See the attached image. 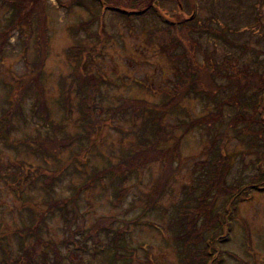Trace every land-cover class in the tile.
Listing matches in <instances>:
<instances>
[{"label":"rangeland","instance_id":"1","mask_svg":"<svg viewBox=\"0 0 264 264\" xmlns=\"http://www.w3.org/2000/svg\"><path fill=\"white\" fill-rule=\"evenodd\" d=\"M86 2L90 4L91 0ZM100 3L97 15L98 8L89 5L86 10L74 6L73 0H35V4L28 6L33 22L29 20L30 25L13 31L0 59V127L11 123L8 141L0 137V264L22 260L35 241L26 233L37 223L42 224L43 240L61 249V258L53 260V264H111L108 254L101 249L120 230L124 232L118 244L123 248V258L117 264H183L184 253L176 228L177 222L185 218L178 215L176 207L187 200L185 190L197 186L201 168L197 165L214 156L213 138L225 133V125L217 124L215 129L199 125L184 135L187 124L205 118L210 110L204 101L179 86V74L186 73L187 65L173 57L193 50L191 38L180 30L174 32L181 42L178 50L169 55L168 42L155 32V24L161 25L153 14L148 13L144 21L133 16L129 24L116 14L128 10L127 5L120 4L123 1L121 6L105 0ZM242 4L239 0H199L197 10L188 3L184 6L185 17L197 14L200 21L214 14L229 17L234 28H238L237 35L225 39L203 36V47L215 51L218 62L226 55L240 58L244 52L241 65L255 61L253 66L264 67V0H243ZM159 5L164 20L175 22L178 6L168 0ZM241 6L243 10L238 9ZM10 11L0 5V30L6 28ZM87 24L88 33L82 27ZM39 37L49 50L44 92L51 122L65 127L57 133L59 138H76L83 132L78 104L84 94L78 91L75 71L100 78L96 89H90L87 82L82 84V91L91 93L93 118L99 122L87 137L91 144L86 139L83 150L76 142L67 148L57 145L58 149L49 156L39 153L38 135L47 136L52 127L46 126L34 112L32 95L23 101L24 116L11 118L9 113L5 114L11 108L17 80L27 81L32 72ZM228 42L235 46L231 48ZM73 48L79 51H72ZM195 54L202 69L206 64L197 47ZM205 78L213 81L209 75ZM68 97L71 105L66 115L62 102ZM129 100L139 109L136 117L131 111H117ZM147 115L162 116L167 126L169 134L159 146L168 152L165 159L147 164L138 172L103 177L91 183L78 202L70 200L49 212V193H54L55 199H70L90 176L95 177L97 170L117 164L130 149L143 148L139 143ZM146 134L150 136L149 131ZM219 147L220 154L231 156V182L246 181L258 173V167L252 164L258 154L234 134L220 141ZM164 183V192L157 199L153 192ZM151 197L156 201L149 208ZM237 204L229 216L226 231L228 227L230 230L225 236L228 240H213L218 235L213 234V228L205 235L203 246L214 241L212 249L216 251H210L209 264H264V192L253 191L249 199ZM186 205L192 210L196 203ZM217 205L222 208L223 200ZM99 220L107 228V232L100 234L101 244L97 246L91 239L84 242V235ZM203 223L198 222L197 230L202 229ZM69 231L77 235L76 243L87 244L86 252L79 250L78 245L76 251L74 241L67 243L69 247L65 245Z\"/></svg>","mask_w":264,"mask_h":264},{"label":"trees","instance_id":"2","mask_svg":"<svg viewBox=\"0 0 264 264\" xmlns=\"http://www.w3.org/2000/svg\"><path fill=\"white\" fill-rule=\"evenodd\" d=\"M86 1L89 0H73V5L83 7L86 10L90 8L89 5H92L93 7L98 8L96 11L97 15H99L101 0H91L90 4ZM105 1L111 2L114 5L124 4L123 7L127 5L125 8L128 10L131 9L133 12L124 9V12L116 11V14L118 16H123L129 24H131L133 16L140 17L144 21L148 13L153 14L161 25L159 26L158 24H155V26L158 27L155 32L160 34V37L164 42H168L169 55L174 53L175 50H178L179 43L181 42L180 39L175 38L174 32L176 33L180 30L192 40V51L184 50L183 53L175 54L173 57L175 60L185 61V64L187 65V69L185 70L186 73L179 74V86L181 89H187L192 97L204 101L210 110L205 118L187 124L184 135L188 134L192 129L199 125L211 126V129H215L217 124L222 123L225 125V133L221 136L215 135L213 138L212 153L214 156L210 160L200 162L197 165V167H201L197 186L194 188H187L185 190V198L187 200L184 201L183 205L176 207L178 215L185 218L177 222L176 231L179 232V245H181V251L184 253L182 263L209 264L212 256L210 251H213L212 253H216V251L212 249V243H214V241H212V243L207 242V246L206 244L203 246L206 242V233L212 230L210 228H213L215 229L213 234H218L213 240L220 237L223 239L227 236V232L230 230L228 227V231H226V228L230 225L229 216L232 213V210L234 211L237 208V202L241 203L246 199H249V195L252 194L253 191L264 192V169H262L264 164V67L253 66L255 61L246 64L243 62L241 65L240 60L245 55L244 52L241 54L240 58L233 55H226L221 62H218L215 57L216 52H211L203 47L201 44V38L203 36L225 39L228 36H236L238 28H234L229 17L216 15L214 12H211L214 16L211 15L203 21H200L197 14H193L192 18L185 17L184 6H187L188 3V5H192L194 10H197V1L199 0H168L174 2L175 6H178L179 11L178 15H176L177 19L175 22L168 20L165 21L162 17L159 4L164 0ZM121 1L124 3H120ZM225 1L228 2L229 0ZM33 3L35 4V0H0V5H4L11 9L6 28L0 30V59L5 55L7 50L6 46L10 42L13 31L27 24L30 25L29 20H32L30 16L32 14L28 6ZM242 3L243 0H239V4L243 6ZM242 6L238 7V9L243 10ZM102 7L106 9L104 2ZM218 10V13L220 14V9L218 8ZM89 26L90 25L88 24L82 26L87 33ZM103 27L104 24L101 23V28ZM228 44L231 48L235 46L234 42H228ZM196 47L199 48L200 53L203 54L206 64L202 69H200L199 66L201 65L196 63V58L194 57V55L196 56ZM72 51L79 50L73 48ZM48 56V46L44 47L43 39L40 40L39 37L37 42V57L32 63L33 69L31 74L33 75L31 76L29 73L26 77L28 79L27 81L25 79L17 80V88L14 89L13 99L10 102L11 108L6 110L5 114L9 113L11 118L14 116H24L23 101L25 100V97L32 95L35 99L33 104L34 112H37L39 117L43 118L46 126L51 125L52 127H50L52 133H49L47 136H44L43 134L38 135L37 143L39 147L37 149H39V153H41V151L43 153L46 152L49 156L50 153L55 152L58 149L55 148L57 145H62L67 148L76 144V142L81 144L80 149L83 150L87 143L85 140H91V138L87 137L92 130L95 129L94 126L99 125V122L94 121L93 118L95 106L93 107L89 103L91 93H88V90L83 92L82 84L87 82L91 85L90 89H96L98 86L97 81L100 78L95 77L92 73L80 72L79 69L75 71L76 80L78 82V91L84 94L78 104L83 132L76 138H68L64 136L59 138L57 133L61 132L65 127L57 126L55 123L53 124L51 122V114L44 92L45 67ZM208 75L213 81L205 78ZM16 96H18V98L14 100V97ZM70 105V97L64 98L62 102V110L66 112V115L70 113ZM135 105V102L129 100L128 103L120 105L117 111L119 113H122L123 111H131V115L136 117L139 114V111H137L139 109L136 108ZM133 106L135 108H133ZM162 118V116L155 117L147 115L144 133L140 135L141 142L139 143L140 146L142 144L144 147L130 149L125 157L117 164H112L104 169L97 170L95 177L90 176L86 180L87 182L80 186L70 199H55L54 193H49V199L47 200V203H49V212H51L50 209L65 205L69 203L70 200H74L75 203L78 202L81 193L88 189L91 183L97 182L103 177L111 175L122 176L126 173L138 172L147 164L165 159L168 152L165 153L159 146L161 143H164L163 139L169 133L167 132V126L164 125V119L162 120ZM10 124L9 121L7 126L0 127V137L6 142L8 141ZM148 131L150 136L146 134ZM230 133L240 139L248 149L253 150L256 155L258 154V157L252 162L253 165L258 167V173L252 175L246 181H243V179H235L233 182L230 181L229 178L233 167L232 164H230L231 156L219 153L221 150L219 142L223 139L225 140ZM89 144H91V141ZM241 161H244V157L241 158ZM19 173H22V170H20ZM46 184L50 185L49 182ZM164 189L165 183L164 186L158 185L153 192V196L155 194L158 199L164 192ZM156 198L151 197L149 208L154 206L153 204L156 201ZM219 200H223L224 206L222 205V208H219L217 205ZM188 202L192 205L195 202L196 206L192 207V210L186 208ZM222 209L225 211H221ZM203 221L204 225L202 226V229L197 230V225L199 226L198 222ZM29 229V233L26 234L34 237L35 241L25 253L22 260L17 261L16 264H53V260H56L57 258L59 260L61 258V249L55 244L47 243L43 240L41 236L42 224L37 223ZM106 230L107 228L104 227V223L99 220L93 225L87 235H84V238L82 237L83 241L88 242L91 239L95 245L99 246V244H101L100 234L103 231L107 232ZM70 231L69 238L65 241L67 247H69L67 243L69 242L70 244L77 237L74 232ZM120 231L121 232L112 236V241L109 240L108 245L104 243L105 247L101 249L103 253L106 252L108 254L111 264H117L118 261L123 258V248H120L118 244L119 240L124 238V232H122V230ZM105 235H107V233H105ZM30 236L22 237L20 239L23 241ZM225 239L228 240L229 238L225 237ZM225 239L224 241H226ZM74 244V249L76 251H78L76 248L77 245L79 250L84 252L88 250L86 243L81 244L74 241Z\"/></svg>","mask_w":264,"mask_h":264}]
</instances>
